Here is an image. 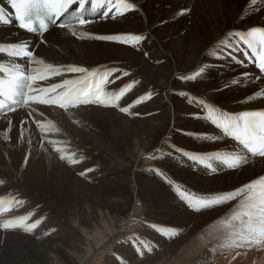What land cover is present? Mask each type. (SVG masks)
Returning <instances> with one entry per match:
<instances>
[{
    "label": "bare ground",
    "instance_id": "1",
    "mask_svg": "<svg viewBox=\"0 0 264 264\" xmlns=\"http://www.w3.org/2000/svg\"><path fill=\"white\" fill-rule=\"evenodd\" d=\"M128 2L134 3L139 11L127 12L125 16H117L115 20L102 16L98 19L93 18L94 22L85 27L94 35L143 34L147 37L143 41L146 42V50L141 48L136 50L106 41L76 39L68 29L55 26H50L49 33L45 34L47 43L40 45V37L18 28L13 19L9 0H0V7L10 21L7 25L0 24V42L27 41L33 46L34 51L39 52L45 64H71L90 69L106 65L127 70L130 75L109 85L110 90L112 88L118 90L133 79L140 81L119 101L120 106L133 105L130 111L138 112V116L124 115L118 108L112 107H81L70 109L68 113L61 109L47 110L46 117L51 124H45L41 129L31 122L21 125V128L18 126L21 120L30 121L28 109H18L16 113L8 114L12 118L13 126L0 128V148L4 154V157L0 155V180L4 181V184L0 185V190L12 187V194L19 193V198L25 203L23 207L13 208L12 211L0 215V221L32 214L29 223L42 221L35 229L36 235L43 237L45 232H52V229H56L57 234L61 235L65 233V227H69L73 234L77 235L78 240L71 246L56 241L44 242L34 236L25 237L20 230L7 232L0 230V252L4 250L15 256L17 243H23L39 257L42 264H65L64 257L72 264H88L94 255L112 249V252L104 257L103 264H158L173 255L179 246L176 257L170 264H226L227 261L230 264H238L233 261L232 256H220L216 260L215 254L213 256L207 251L217 243L215 238L218 232L214 229H208L188 240L202 224V218L220 213L201 215L186 211L187 206L178 198L176 192L161 177L156 176L152 169L162 170L175 182L177 188L183 187L195 196L206 199L214 198L216 190L231 189L250 178H255L258 174H264V164L259 160L247 165L242 174L233 175L230 170L211 173L203 165L194 171L192 161L175 153L169 155L170 149L167 147V144L171 143L186 151L201 154L217 150L210 141L198 142L190 135L203 133L210 125L193 118L192 113L199 109L188 97L181 96L182 92H187L190 96L210 98L225 110L242 111L246 108L264 106V102L259 100L248 105L239 103L246 96L258 91L260 86H264L260 85L258 80L252 79L259 74L254 64H247L245 67L231 58L225 59L211 54L216 43L228 32L246 31L252 27L264 28V5H260L259 0L255 6L251 5V0H128ZM185 9L188 11L181 15ZM77 35L84 36L86 33L78 32ZM236 55L239 59H244L243 53ZM43 67L44 65H41L42 69ZM200 67H204L205 71L195 81L185 82L177 79L182 74L192 75L199 71ZM244 72L251 74L249 79L227 89L222 87L225 81L240 77ZM80 75L72 74L70 78L76 79ZM53 79L58 81L60 78ZM147 92L154 93L151 100L140 105L128 102L136 101L131 98L142 97L141 94L144 96ZM38 119L43 120L44 117ZM0 124L6 125L7 121L0 117ZM6 133L9 139L2 140ZM41 136H45V141L51 139L64 142L57 146L68 152H75L79 163L69 165L65 161H60L59 154L51 151V145H47V151L42 149L38 143ZM30 139L32 145L28 143ZM3 141L5 144H2ZM117 146L122 149L121 153L117 152ZM156 147H163L164 151L156 153L158 157L156 160L147 159L146 157ZM25 155L29 156L27 165L24 164ZM205 163L216 162L205 158ZM16 168L18 170L14 171ZM103 168L108 171L101 172ZM88 169L92 171L88 172ZM116 171L121 172L125 178H109V175ZM80 172H86V175L80 176ZM125 184L129 185L132 194L131 207L127 206V199L111 194V189ZM28 187L33 189L28 190ZM34 189L42 194L48 193L50 197L42 198L40 201L30 197V190ZM103 189L108 190L104 197ZM143 192L155 197L159 193L165 197H174L173 202L165 206L173 209V214L167 215V221L181 222L189 225V228L186 227L185 234H179L180 237L178 235L174 239H166L165 235L159 234L160 229L153 230L151 223L160 216L151 211L156 205L147 203L146 232H143L142 227L139 228L138 234L142 236L146 233V243L149 240L158 243L151 246H156L151 254L146 253L141 258L126 245L115 243L118 241H115V238L123 233L130 212L135 210L137 197ZM90 196L93 203L87 201ZM0 197L6 195L0 194ZM60 197L63 199L67 197L72 202L81 204L79 207L66 206L59 202ZM102 201L105 202L107 209L111 207L117 211H127L129 215L126 221L110 216L108 212H102L100 207ZM7 206L5 202L0 207ZM160 207L159 205L157 208ZM52 210L65 213L62 218L67 226L61 219L53 218ZM47 212L50 216H46ZM105 224L112 230L108 241L101 240L103 235L101 229H108ZM83 228L90 229L92 236L85 235ZM179 232H183L182 229ZM1 237L5 239L2 240Z\"/></svg>",
    "mask_w": 264,
    "mask_h": 264
},
{
    "label": "snow or ice",
    "instance_id": "2",
    "mask_svg": "<svg viewBox=\"0 0 264 264\" xmlns=\"http://www.w3.org/2000/svg\"><path fill=\"white\" fill-rule=\"evenodd\" d=\"M257 3L258 0H251L252 6ZM259 3L264 5V0H259ZM10 6L15 11V23L18 28L40 37V45L47 43L45 34L49 33L50 26L68 29L76 39L112 42L136 50H139L141 43L147 38L143 34L134 33L94 35L85 27L94 22L93 18L98 19L102 16L105 19L115 20L117 16L123 17L127 12L139 11L136 5L128 0H115V3L113 0H10ZM187 11L185 9L180 14L183 15ZM9 23L10 21L0 12V24ZM78 32H84L86 35L79 36ZM237 53H243L244 59H239ZM211 54L225 59L231 58L232 61L245 67L247 64H254L259 69V74L252 79L264 85V28L252 27L246 31L228 32L216 43ZM41 65H44L43 69ZM204 71L205 68L200 67L199 71L192 75L182 74L177 79L185 82L195 81ZM117 73L119 75H116ZM72 74L81 75L72 79L70 78ZM129 75L127 70L106 65L90 69L71 64H45L39 52L34 51L33 46L27 41L0 42V81L8 85L6 91H0V117L7 121L6 125L0 124V128L13 126L12 118L8 114L16 113L18 109H28L27 115L31 118L30 121L21 120V125L31 122L41 129L45 124H51L46 117L47 110L61 109L68 113L70 109L81 107H112L118 108L124 115L138 116V112L130 111L133 105L120 106L119 101L140 83L139 80L133 79L118 90L108 88L117 80ZM250 76L249 72H244L240 77L225 81L222 87L227 89L240 85ZM55 77L60 79L54 80ZM76 85L84 87L77 88ZM153 95V92H147L144 96L138 97L134 104L151 100ZM180 95L188 97L199 109L192 113L193 118L210 125L205 132L190 135L198 142L210 141L217 150L201 154L168 143L169 155L175 153L181 158L192 161L194 171L199 170L198 166L203 165L211 173L230 170L233 175L242 174L250 163L259 160L264 164V106L246 108L242 111L225 110L210 98L190 96L187 92H182ZM257 100L264 102V86H260L258 91L246 96L239 103L248 105ZM4 139H9L7 133ZM28 143L32 145L31 139ZM38 143L46 151L47 145H51V151L59 154L60 161H65L69 165L79 163L75 152H68L57 146L64 143L62 141L51 139L45 141V136H41L38 138ZM163 151V147H156L146 158L156 160L158 159L156 153ZM205 158L216 163H205ZM23 159L24 164L27 165L29 156L25 155ZM87 171L90 172L92 169ZM152 171L176 192L178 198L187 206L186 211L201 215L213 212L228 213L220 219L219 236H222L226 246L233 250V260L241 255L240 249L264 247V174H258L255 178H250L247 182H242L231 189L216 190L214 198L206 199L195 196L183 187L177 188L175 182L162 170L154 168ZM79 175L85 176L86 172H80ZM3 184L4 181L0 180V185ZM19 196V193L15 195L9 193L6 197H0V206L5 202L8 205L6 208L0 207V215L12 211L13 208L23 207L25 201ZM31 215L5 218L0 221V230L5 232L20 230L40 239L35 229L42 221L29 223ZM51 231L55 232L56 229ZM179 234V229H176L165 238L174 239ZM44 235L47 236L49 233L45 232ZM220 246L223 247L225 244L222 243ZM155 247L154 245L142 250L139 244L136 246L141 258L146 253L151 254ZM207 251L214 252L215 246L208 248Z\"/></svg>",
    "mask_w": 264,
    "mask_h": 264
},
{
    "label": "rangeland",
    "instance_id": "3",
    "mask_svg": "<svg viewBox=\"0 0 264 264\" xmlns=\"http://www.w3.org/2000/svg\"><path fill=\"white\" fill-rule=\"evenodd\" d=\"M142 43H144V45H142ZM142 43L140 45L141 47H139V48L146 50V46H147L146 42H142ZM142 46H143V48H142ZM112 90H113V88H112ZM141 96H143V95L141 94ZM132 99H137V97L131 98V100ZM134 101L135 100H133V101L128 100V102L130 104H132ZM134 105H136V104H134ZM18 126H20V128H21V124H19ZM3 139H4V136L2 137V140ZM4 141H3L2 144H5ZM121 150L122 149L120 148V146H117V152L121 153L122 152ZM1 151H2V149L0 148V155L3 156L4 154ZM17 170H18L17 168L14 169V171H17ZM107 171H108V169H104V168L101 169V172H107ZM144 173L146 175V168H145V172ZM113 177L117 178V179L125 178V176L119 171H116L113 174L111 173L109 175V178L112 179ZM9 187H6V188L2 189L4 191L0 190V194H4V195L7 196V193L8 194L12 193V191H13V190H11L12 187H10V188ZM29 189H33V188L32 187H28V190ZM9 191H11V192H9ZM111 191H112L111 194H113V196L115 195V197H122V198L127 199L128 203H129V204L127 203V206L131 207L132 194H131V192L129 190V185L128 184H125L124 186H120V187H117V188L114 187L113 189H111ZM5 192H7V193H5ZM107 192H108V190H105V189L102 190L103 197H104V195L107 194ZM30 194H31L30 197H34L35 199H37L39 201L42 198L46 199V198L50 197V195L48 193L42 194L41 192H38L35 189L32 190V191L30 190ZM143 194H145V195H143ZM157 195L158 196L155 197V196H152V195L149 196L148 194H146L144 192L141 193L137 197L138 200H137V203L135 204L136 205L135 208H134L135 210L131 211L132 213L130 212V215L127 213V211L126 212L125 211H123V212L122 211H117V210H115L114 208H111V207H108V209H107L105 202L102 201V203L100 204L102 212H106V213L108 212L110 214V216H114L115 218L119 217V219H121L122 221L124 220V222L126 221V218L129 215L128 216L129 219H127L129 224L126 222L127 225L124 228L123 233H121L118 237L115 238V241L118 240L115 243L126 245L129 249L132 250V252H134L136 254H138L137 248H136V246L138 244L141 247V249L143 250V249L151 247L155 243H158L157 241H154V240H149V242L146 243V233L144 235H142V236H140L141 234H138L139 228L142 229V227H143V232H146V224L145 223H147L146 221L148 220V217H147V213L148 212L146 213V211H147L146 210V204L147 203L148 204L150 203L151 205H154V206L156 205V207L152 208L151 211H154V213L156 212L160 216L158 220L152 221L153 223H151V225H152L153 230L154 229H160V233L159 234H163V235L167 236L169 234H172L176 229H179V230L182 229L183 232H180V235H182V233L185 234L184 233V229L186 227L189 228V225H184L181 222H168L167 221V215L173 214L172 213L173 209L172 208H168V207L166 208L165 206H168V204L170 202H173L172 200H174L173 199L174 197H171V198L170 197H165V195L160 194V193L157 194ZM148 197H150V198H148ZM34 198H32V199H34ZM60 199L61 200H59V202H61V203L63 202L64 205H66V206H74V205H76V206L79 207L80 204H81V203H74V202H72L71 199H69L67 197L65 199L60 197ZM87 201H89L90 203L94 202L92 200L91 196L88 198ZM159 205L161 206L160 207L161 209L157 208ZM136 208H138V210H136ZM51 213H52L53 218H55V219L58 218V220L61 219V222L64 225H66L65 224L66 223L65 220L62 218L65 213H62V212H59V211H56V210L55 211L52 210ZM134 213H136V214H134ZM227 214L228 213H220L219 215H214V216H209V217L202 218L203 219L202 224H200V226L193 232L191 237L188 239V240L193 239L195 236L197 237L199 234H201L202 232L204 233V231H206L208 229L216 230L218 232V235L215 238V240H217L216 241L217 243H215L213 245V246H215V251L214 252H210L209 251L211 255L214 256V254H215V259L216 260L220 256H226L227 257V256H232L233 255V250L231 248L227 247L226 246V242L223 241L222 236H219V229L221 228L220 219L223 218L224 216H226ZM47 215L50 216L48 212H47L46 216ZM105 226L108 229H106V230L104 228L101 229L102 234H103L102 237H101L102 241H108L110 239V237H111V234H112V230L108 226V224H105ZM65 229H66L65 233H63L61 235H58L57 231H56V233L48 231L49 235H47V236L43 235V237L40 236V238L44 242H47V241L54 242V241H56V242H58V243L60 242V243H62L64 245H71L72 246V245H74V243H76V240H78L77 239V235L73 234L72 230L69 227L68 228L65 227ZM82 231H83V233L85 235H87V236L91 235L92 236V231L90 229L83 228ZM130 231H132L133 233L130 232ZM22 234L25 235V237H30V238L33 237L32 235H29V234L24 233V232H22ZM106 234L108 236H106ZM123 234H124L125 237L123 236ZM180 235H179V237H180ZM1 239L4 240L5 238L1 237ZM96 240L98 241L99 239L97 238ZM222 243H224L225 246L221 247L220 245ZM213 246H211V247H213ZM179 248L180 247L178 246V248L175 250V252H173V255H171L169 258L164 259L163 261H160L158 264H170L171 262H173V258L176 257V254H177ZM263 248L264 247L253 248L251 250L240 249L239 250L241 252L240 256L242 258H236L233 261L238 263V264H264V251H263ZM16 252H17V254L14 256V255H9V253L4 252V250L1 251L0 252V264H42L40 259H39V257H37V255L35 256V254L31 251L29 246H27V244L17 243ZM111 252H112V249L110 251L105 250L104 252H101L100 254L98 253V255H94V257H92V259L89 261L88 264H103L104 257L108 256ZM248 254H250V255L248 256ZM66 259L67 258L64 257L65 264H72V263H69ZM226 264H230L229 261H227Z\"/></svg>",
    "mask_w": 264,
    "mask_h": 264
}]
</instances>
